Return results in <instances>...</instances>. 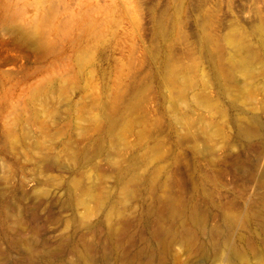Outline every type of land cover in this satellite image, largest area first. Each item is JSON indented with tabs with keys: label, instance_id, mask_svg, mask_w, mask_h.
<instances>
[{
	"label": "bare ground",
	"instance_id": "bare-ground-1",
	"mask_svg": "<svg viewBox=\"0 0 264 264\" xmlns=\"http://www.w3.org/2000/svg\"><path fill=\"white\" fill-rule=\"evenodd\" d=\"M174 1L182 3L181 0ZM52 9L42 13L36 24H15V33L23 42L39 52L41 58H52L42 62L50 61L48 68L54 74L31 88L29 99L36 102L34 109L25 106L9 121L2 119V139L7 149L10 144L11 152L24 146L25 141L20 138H33L36 148H40L43 141L56 145L64 142L75 162L89 165L105 156L113 166L109 171L99 173L104 184L113 179L112 187L89 186L78 176L60 185L59 190L64 189L65 195L54 201L65 211L75 208L73 216L62 221V237L70 239V228L74 225L92 229L99 222L105 231L101 233L96 229L91 239L85 235L72 239V258L60 260L58 264H165L167 246L174 241L184 247L182 255H214L215 262L221 264H242L256 251L258 230L264 229V213L260 210L264 193L257 199L255 210L238 213L223 203L220 194L210 192V187L206 186L209 185V174L202 165H195L194 157L212 158V143H229L232 139L223 125L197 113L206 109L221 119L229 116V108L210 95L212 83L204 67H209L212 80L231 99L229 107L242 108L249 101L253 103L256 69L264 66V23L256 24L250 35L236 25L221 34L213 32L204 16L197 15L196 31L192 34L183 30L185 22L180 21L176 29L167 19L165 10L145 9L143 0H127L122 14L132 18L136 30L132 23L122 33H114L111 26L115 24L116 2L111 0V3L98 4L88 10L79 9L78 13L65 8L64 22L60 21L54 38L49 40L46 27ZM108 35L113 37L114 43L101 47L100 42ZM167 39L171 41L168 43ZM136 41L140 42L141 65L155 61L163 49L165 51V63H161V67L165 68V89L172 95L165 96L164 103L153 105V113L149 72L142 78L141 85L130 82L129 68L133 74L134 65L131 58L124 60L127 52L132 57L137 51ZM85 42L89 44L83 47ZM98 52L107 54L109 64L114 66L115 77L103 93L91 94L82 84V75L89 67L92 55ZM69 91L83 94L74 99L69 96ZM85 97L92 103L85 104L82 101ZM24 114L28 117L27 125L40 127L41 137H32L30 133L17 136L14 132V125ZM48 118L50 122L46 121ZM232 122L238 141L250 144L259 134L253 120L237 117ZM167 127L172 129L174 139H170L175 145L165 136ZM77 132L84 139L82 144L76 137ZM0 151L7 153L3 146ZM50 158L57 161L56 156ZM166 159H171L175 166H184L197 193L194 199L197 197L198 200L186 202L179 188L175 195L164 192L149 205L145 211L147 215L154 209L159 212L158 224L163 235L160 250L152 247L148 239L133 244L130 236L126 242L118 244L119 229L127 221L125 211L134 203L151 198L159 183L158 174L164 171L158 164ZM209 164L215 165V159H209ZM197 171H200L198 175ZM259 187L264 188V177L259 181ZM0 196L1 224L4 226L7 208L1 189ZM96 215L98 219L92 221V216ZM222 217L224 222L220 224ZM237 222L240 232L232 235ZM97 244L105 246L99 257L92 252ZM110 246L112 254L108 252ZM27 254L33 258L30 251Z\"/></svg>",
	"mask_w": 264,
	"mask_h": 264
},
{
	"label": "rangeland",
	"instance_id": "rangeland-1",
	"mask_svg": "<svg viewBox=\"0 0 264 264\" xmlns=\"http://www.w3.org/2000/svg\"><path fill=\"white\" fill-rule=\"evenodd\" d=\"M106 2L111 3V0H0V147L3 146L7 150L6 154L0 151V189L4 193L3 200L5 209L7 208V222L3 226L1 224L2 197L0 196V264H58L60 260L72 258V239H80L83 235L91 239L96 229L101 233L105 231L104 225L99 222L92 229L74 225L70 228L71 238L68 240L63 238L62 221L72 217L75 208L71 206V210L65 211L54 201L65 195L64 189L59 190V187L63 181L73 176L80 177L89 186L112 187L113 179L104 184L99 175L101 170L109 171L113 168L105 156L89 165H83L71 160L68 145L64 142L56 145L55 142L53 144L51 141L48 143L43 141L41 147L36 148L33 138H20L25 141L24 146L19 147L18 151L11 152L10 144L7 149L2 139V119L6 118L9 121L15 116L17 110L25 106L34 109L36 102L29 99L31 88L54 74V71L48 68L51 62H42L52 58H41L39 52L23 42L15 33V24H36L41 14L53 7V13L46 27L49 40H52L60 21L64 22L65 8L69 7L74 13H78L79 9L88 10ZM115 2L116 12L113 17L116 19L111 29L114 33H122L133 21L132 18L122 14L127 0H115ZM181 2L177 4L174 0H143V7L165 10L167 19L176 29L180 21L185 22L183 30L192 34L196 31L197 15L204 16L213 32L221 34L236 25L250 35V31L256 24L264 23V0H181ZM135 25L136 23H133L132 26L136 30ZM147 26L149 27L150 24L147 23ZM250 39L258 45L255 38L250 36ZM170 41L171 39H167L166 42ZM113 43V37L108 35L102 39L100 45L108 47ZM88 44L85 42L83 47ZM136 45L137 51L132 57L127 52L125 54L127 59L124 60L131 58L134 65L133 74L129 68L132 75L130 82L141 85L142 78L149 72L148 83L152 86L149 92L152 112L153 105L164 103L165 96L172 95L165 89V68L161 67V63H165V51L163 49L155 61L150 60L141 65L140 42L136 41ZM180 50H183V46ZM204 69L212 83L209 89L210 95L222 106L229 108V116L221 119L219 115L206 109H201L197 115L203 114L223 125L232 142L211 144L215 165L210 166L209 159L212 158L207 156L194 157V162L195 165H202L209 174L210 181L206 186L210 187L212 194H220L223 203L232 207L235 212L247 213L256 209L257 199L264 193V188L259 187V181L264 177V66L256 69L253 103L249 101L242 108L229 107L231 99L222 93L219 86L212 80L209 67ZM114 77L115 69L109 64L107 54L98 52L92 55L90 65L82 75V84L88 93L101 94L112 83ZM68 94L74 99H79L83 93L69 91ZM82 101L85 104L92 103L89 97H85ZM63 107L66 109L67 106ZM237 117L248 121L253 120L255 123L259 134L250 144L235 138L232 121ZM27 118V114H24L21 121L14 125V132L17 136L30 133L32 137H41L40 127L27 125ZM46 121L50 122V118ZM172 135L171 127H167L166 138L174 139ZM76 137L82 144L84 139L79 132L76 133ZM170 143L175 145L171 139ZM51 156H56L57 161H53ZM158 165L164 168V171L158 174V185L151 193L150 199L136 202L132 208L125 211L124 219L127 221L119 229L118 244L126 242L130 236L129 240L133 244L148 239L152 247L160 250L163 235L158 224L159 212L154 209L150 215H147L145 211L149 205L164 192L175 195L179 188L182 189L186 202L192 203L198 200L197 197L194 199L197 193L182 164L175 166L171 159H166ZM199 172L197 171V175ZM145 186L149 190V186ZM260 210L264 213V203ZM97 219L98 215L92 216V221ZM223 222L224 217L220 219V224ZM238 223L232 228V235L237 231L240 232ZM213 224L215 222H212ZM154 233L158 234L153 236ZM258 233L256 251L250 254L242 264H264V229H259ZM104 247L97 244L92 252L99 257L104 253ZM107 248L112 254V246ZM183 249L184 247L178 241L170 243L167 246L168 255L165 264H186L187 261L188 264H221V262H215L214 255H204L205 257L182 255ZM28 251L32 259L26 256Z\"/></svg>",
	"mask_w": 264,
	"mask_h": 264
}]
</instances>
